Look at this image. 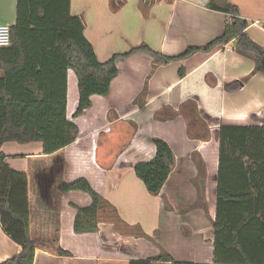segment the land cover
<instances>
[{
	"label": "crops",
	"instance_id": "obj_1",
	"mask_svg": "<svg viewBox=\"0 0 264 264\" xmlns=\"http://www.w3.org/2000/svg\"><path fill=\"white\" fill-rule=\"evenodd\" d=\"M228 2L247 22L248 36L264 48V0ZM208 4L209 0H70V14L81 19L84 37L97 59L104 62L141 45L164 56H177L189 47L208 44L222 34L227 20ZM15 13L16 0H0V25L12 26ZM153 65V59L144 53L118 62V75L108 96H92L91 108L77 118H72L77 98L71 88L76 78L68 71L66 112L79 129L77 139L52 155H43L39 143H6L0 148L5 163L27 175L31 238L50 243L35 247L33 264H128L162 252L176 262L213 264L211 223L215 218L219 128L264 124V76L251 75L255 60L237 53L233 41L209 53L200 51L184 60ZM179 69L185 71L182 78ZM207 79L215 84L209 85ZM234 82L241 87L227 91L225 86ZM186 101L196 104L209 131L206 140L189 138L181 116L154 118L167 107L177 111ZM97 105L137 127L111 171L100 169L94 161L96 135L108 125L96 129L104 117V109L95 111ZM154 138L163 140L174 155V165L157 196L146 191L133 171L136 164L154 157ZM197 160L204 165L202 177ZM79 177L147 238L123 235L101 219L97 232L75 233L73 206L87 207L91 199L81 192H61L60 183ZM57 249L70 255H59ZM20 251L0 227V264Z\"/></svg>",
	"mask_w": 264,
	"mask_h": 264
},
{
	"label": "trees",
	"instance_id": "obj_2",
	"mask_svg": "<svg viewBox=\"0 0 264 264\" xmlns=\"http://www.w3.org/2000/svg\"><path fill=\"white\" fill-rule=\"evenodd\" d=\"M207 7L223 13L227 19L222 34L208 44L189 47L177 56H164L141 45L100 62L84 37L83 22L70 14V0H16L15 22L9 27L10 44L0 49V148L6 143H39L43 155H52L77 139L79 129L66 112L68 71L73 72L77 82L78 99L72 118L91 108L92 96H108L111 82L118 75L117 63L134 54L149 55L155 66L166 65L187 59L196 52L209 53L233 41L237 53L255 60L251 75L264 76V48L248 36L247 22L239 18L238 8L228 0H209ZM184 75V69H179L178 76ZM207 82L215 84L213 80L207 79ZM240 87V82H234L225 89L236 91ZM177 116L185 121L189 138H208V128L193 101L182 103L177 111L164 108L154 118L170 120ZM136 130L131 120L112 118L107 128L96 135V165L111 171ZM151 142L155 147L154 157L136 164L133 171L146 191L157 196L174 165V155L163 140L154 138ZM196 165L199 175L204 176L202 161L197 160ZM60 190L81 192L91 199L87 207L73 206L75 233L97 232L99 219L103 218L102 221L113 224L123 235L147 238L139 228L138 233L130 232L137 227L125 223L115 207L85 178L61 182ZM211 224L213 264H264V124L220 126L215 218ZM0 227L21 248L17 256L3 264L16 260L19 264H33L35 247L50 244L31 238L27 175L11 169L1 153ZM56 252L70 255L61 249ZM157 261L192 264L176 262L167 252L128 264Z\"/></svg>",
	"mask_w": 264,
	"mask_h": 264
},
{
	"label": "rangeland",
	"instance_id": "obj_3",
	"mask_svg": "<svg viewBox=\"0 0 264 264\" xmlns=\"http://www.w3.org/2000/svg\"><path fill=\"white\" fill-rule=\"evenodd\" d=\"M71 88L74 89V95H75L76 98L78 99V96H77V89H76V88H77L76 80H75V84L72 85ZM70 93H71V96H72V91H71V89H70ZM103 109H104L103 122H102V124H101L100 126H98L96 129L101 128V127L104 126L106 123H109V121H110L112 118H114V117L116 116L115 113H114L113 111H111V110L108 109V108H105L104 105H97L95 111H96V112H103ZM90 134L92 135V131L90 132ZM100 219H101V218H100ZM102 219H103V218H102ZM102 219H101V220H102ZM130 232H132L133 234H134V233H138L137 229H132V230H130ZM132 233H131V234H132Z\"/></svg>",
	"mask_w": 264,
	"mask_h": 264
},
{
	"label": "built area",
	"instance_id": "obj_4",
	"mask_svg": "<svg viewBox=\"0 0 264 264\" xmlns=\"http://www.w3.org/2000/svg\"><path fill=\"white\" fill-rule=\"evenodd\" d=\"M261 30L264 33V24H261ZM10 44V29L8 25H0V49L8 47Z\"/></svg>",
	"mask_w": 264,
	"mask_h": 264
},
{
	"label": "water",
	"instance_id": "obj_5",
	"mask_svg": "<svg viewBox=\"0 0 264 264\" xmlns=\"http://www.w3.org/2000/svg\"><path fill=\"white\" fill-rule=\"evenodd\" d=\"M6 264H19V261L16 260L15 262H9V263H6Z\"/></svg>",
	"mask_w": 264,
	"mask_h": 264
},
{
	"label": "bare ground",
	"instance_id": "obj_6",
	"mask_svg": "<svg viewBox=\"0 0 264 264\" xmlns=\"http://www.w3.org/2000/svg\"><path fill=\"white\" fill-rule=\"evenodd\" d=\"M71 99V93H70V95H69V100Z\"/></svg>",
	"mask_w": 264,
	"mask_h": 264
}]
</instances>
